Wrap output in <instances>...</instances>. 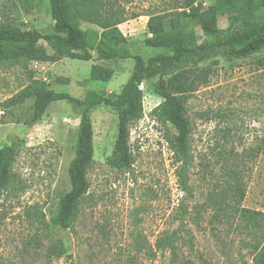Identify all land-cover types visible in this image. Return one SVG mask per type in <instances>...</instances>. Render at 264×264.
<instances>
[{
  "label": "rangeland",
  "instance_id": "rangeland-1",
  "mask_svg": "<svg viewBox=\"0 0 264 264\" xmlns=\"http://www.w3.org/2000/svg\"><path fill=\"white\" fill-rule=\"evenodd\" d=\"M111 1L124 12L120 26L133 53L146 58L154 54L142 44L149 36L148 14L171 7L175 0ZM202 2L207 7L216 0ZM7 23L51 33L54 21L47 0H0V24ZM228 24L227 15L220 14V27ZM191 28L200 33L196 22H190ZM134 62L3 61L0 104L39 81L82 99L90 91L115 97ZM96 63L113 68L110 81L90 79ZM199 65L210 66L212 72L186 103L192 123L188 190L179 182L181 162L173 149L177 131L160 115L164 99L156 91L155 77L142 83L144 115L130 124L134 164L129 170L107 163L118 135L117 109L93 110L91 187L68 229L54 226L52 218L59 199L70 190L68 165L75 154L79 109L66 100L54 101L30 125L33 99L10 108L0 105V147L20 143L13 169L18 182L0 194V264H255L251 248L243 243L251 239L239 219H215L210 197L228 192L237 175L245 190L240 205L264 212V50L244 58L217 56ZM172 232L178 238L176 255L165 250L152 257L150 245ZM58 239L66 253L49 258L47 249Z\"/></svg>",
  "mask_w": 264,
  "mask_h": 264
},
{
  "label": "trees",
  "instance_id": "trees-1",
  "mask_svg": "<svg viewBox=\"0 0 264 264\" xmlns=\"http://www.w3.org/2000/svg\"><path fill=\"white\" fill-rule=\"evenodd\" d=\"M47 1L54 21L51 33L23 29L11 23L0 24V62L21 58L51 63L63 58L101 62L135 60L128 80L115 97L90 91L82 99L70 93L57 92L39 81L0 104L10 108L33 99L30 125L38 123L54 101L66 100L80 111L75 154L68 165L70 190L59 199L58 212L52 218L53 225L62 229L72 227L82 200L91 187L88 172L95 154L93 110L99 106L117 109L118 135L107 163L115 170H129L134 164L130 124L144 115L142 83L155 77H158L156 91L164 99L159 107L160 115L177 131L173 149L181 162L179 182L183 189L188 190L192 123L186 103L212 72L210 66L199 64L217 56L244 58L264 50V0H216L207 7L202 0H175L171 7L148 14L149 36L142 44L155 53L147 58L133 53V44L118 27L124 20V12L117 11L111 0ZM220 14L227 15L229 24L226 28L219 25ZM190 22L198 24L200 33L194 28L189 29ZM83 23L90 26L83 27ZM113 75V68L105 63L91 67V80L108 82ZM19 145V141L14 140L0 147V194L18 182L13 169ZM234 180L229 184L228 192L222 190L210 197L215 208L214 217L227 223H232L231 217L238 218L241 230L247 231L251 239L243 243L251 248L254 263L264 264V212L240 205L245 190L237 175ZM177 241L176 232L164 234L150 245L149 253L155 257L158 251L169 250L174 256ZM65 253L66 247L58 239L48 247L46 255L59 258ZM181 264L194 262L188 260Z\"/></svg>",
  "mask_w": 264,
  "mask_h": 264
},
{
  "label": "built area",
  "instance_id": "built-area-1",
  "mask_svg": "<svg viewBox=\"0 0 264 264\" xmlns=\"http://www.w3.org/2000/svg\"><path fill=\"white\" fill-rule=\"evenodd\" d=\"M121 24V23H120ZM120 24L118 25V27L120 28V30L122 31V33L124 34V36H126V33L122 30V28H121V26H120ZM65 120L66 121H68V119L67 118H65Z\"/></svg>",
  "mask_w": 264,
  "mask_h": 264
},
{
  "label": "crops",
  "instance_id": "crops-1",
  "mask_svg": "<svg viewBox=\"0 0 264 264\" xmlns=\"http://www.w3.org/2000/svg\"><path fill=\"white\" fill-rule=\"evenodd\" d=\"M56 63V62H55Z\"/></svg>",
  "mask_w": 264,
  "mask_h": 264
}]
</instances>
